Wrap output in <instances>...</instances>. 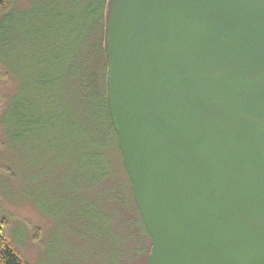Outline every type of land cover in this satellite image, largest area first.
<instances>
[{"label":"water","instance_id":"1","mask_svg":"<svg viewBox=\"0 0 264 264\" xmlns=\"http://www.w3.org/2000/svg\"><path fill=\"white\" fill-rule=\"evenodd\" d=\"M105 48L147 264H264V0H109Z\"/></svg>","mask_w":264,"mask_h":264},{"label":"trees","instance_id":"2","mask_svg":"<svg viewBox=\"0 0 264 264\" xmlns=\"http://www.w3.org/2000/svg\"><path fill=\"white\" fill-rule=\"evenodd\" d=\"M15 1L0 0L3 77L11 72L12 53H28L30 72L13 95L0 98V144H66L82 181L97 185L94 201L81 206L94 252L88 263L147 264L152 241L123 166L108 97L109 0H68L57 10L53 2L36 4L18 20L12 17ZM56 151L49 155L57 157ZM8 227L0 209V264H28Z\"/></svg>","mask_w":264,"mask_h":264},{"label":"rangeland","instance_id":"3","mask_svg":"<svg viewBox=\"0 0 264 264\" xmlns=\"http://www.w3.org/2000/svg\"><path fill=\"white\" fill-rule=\"evenodd\" d=\"M67 1L16 0L12 17L18 20L36 4L43 8L47 2L59 5L57 10ZM10 59L8 78L3 77L6 67L0 61V98L13 95L20 81L29 77L28 53L15 57L12 53ZM4 143L0 144V209L15 247L28 264H89L94 252L91 236L83 230L81 206H87L86 199L94 201L96 183L82 181L66 144L56 149L44 140ZM55 150L57 157L49 155Z\"/></svg>","mask_w":264,"mask_h":264}]
</instances>
